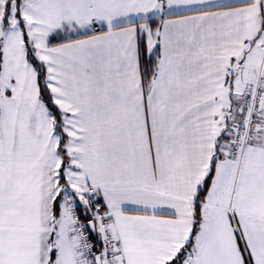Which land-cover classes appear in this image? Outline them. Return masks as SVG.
I'll list each match as a JSON object with an SVG mask.
<instances>
[{
	"label": "snow or ice",
	"instance_id": "snow-or-ice-1",
	"mask_svg": "<svg viewBox=\"0 0 264 264\" xmlns=\"http://www.w3.org/2000/svg\"><path fill=\"white\" fill-rule=\"evenodd\" d=\"M0 264H264V0H0Z\"/></svg>",
	"mask_w": 264,
	"mask_h": 264
}]
</instances>
